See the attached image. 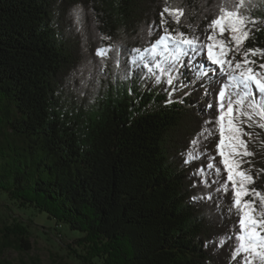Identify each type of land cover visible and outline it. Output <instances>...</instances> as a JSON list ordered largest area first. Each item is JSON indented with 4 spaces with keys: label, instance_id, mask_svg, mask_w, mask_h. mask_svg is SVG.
Segmentation results:
<instances>
[{
    "label": "trees",
    "instance_id": "trees-1",
    "mask_svg": "<svg viewBox=\"0 0 264 264\" xmlns=\"http://www.w3.org/2000/svg\"><path fill=\"white\" fill-rule=\"evenodd\" d=\"M165 3L0 0V195L79 233L69 247L83 264H240L231 258L234 240L216 246L237 230L231 191L205 188L194 175L214 156L216 178L226 179L218 134L201 143L200 159L186 164L183 155L218 115L217 75H199V62L209 68L204 57L185 58L168 86L130 63L128 50L159 35ZM171 3L185 11L179 24L166 16L167 27L204 40L219 7L237 0ZM241 11L256 21L241 53L264 50V0H244ZM108 44L118 47L119 67L112 53L103 61L95 54ZM244 130L253 134L243 137L253 155L243 167L255 178L251 187L264 192V129ZM209 192L211 201L192 200ZM16 227L14 237L0 239V264L8 263L5 249L32 248L28 230Z\"/></svg>",
    "mask_w": 264,
    "mask_h": 264
},
{
    "label": "snow or ice",
    "instance_id": "snow-or-ice-1",
    "mask_svg": "<svg viewBox=\"0 0 264 264\" xmlns=\"http://www.w3.org/2000/svg\"><path fill=\"white\" fill-rule=\"evenodd\" d=\"M243 8L244 0H237L231 9L227 6L219 7L218 14L207 25L206 38L202 40L199 36L167 27L166 16L172 17L179 24L185 9L166 0L160 13L157 26L160 32L157 38L146 47L128 51L135 53L130 63L146 69L156 83L164 82L168 86L179 79V68L183 66L185 58L192 60L193 57H204L209 62L208 70H205L203 62H199L197 72L201 77H206L210 70L218 77V115L215 121H206L205 127L190 141L189 148L183 153L184 162L192 163L204 156L205 153L200 150L201 143L214 132L218 134L217 154L221 158L219 164L226 173V179L221 183L216 178L221 174V168L216 165L214 156H209L206 167L201 166L194 173L201 178L205 188L218 184L216 192L232 193V207L229 211L238 215L237 230L230 236L220 238L216 246L222 247L227 240H234L233 261L239 257L240 264H264V192L251 187L255 178L250 168L243 167L244 163H250L245 157L253 155L243 138L248 136L251 139L253 134L246 132L245 127L264 129V62L253 59L264 58V50L249 48L241 53L242 45L251 31L248 25L256 23L242 13ZM72 13L79 22L81 9L78 5L72 9ZM152 31L150 27L149 34ZM225 33H228L227 39H224ZM100 39L111 38L105 36ZM233 52L241 53V59L235 60L234 56H230ZM109 53L114 55L115 65L119 67L121 61L116 45L98 47L95 54L103 61ZM100 67H104L103 63ZM176 90L172 87L169 95ZM168 102L171 103V100ZM208 124H213L214 128H208ZM213 173L215 175L210 184L208 177ZM192 200L211 201L212 193L195 195Z\"/></svg>",
    "mask_w": 264,
    "mask_h": 264
},
{
    "label": "rangeland",
    "instance_id": "rangeland-1",
    "mask_svg": "<svg viewBox=\"0 0 264 264\" xmlns=\"http://www.w3.org/2000/svg\"><path fill=\"white\" fill-rule=\"evenodd\" d=\"M16 225L28 230L32 248L27 251L15 247L5 249L2 259L7 264H83L69 247L75 246L79 233L59 227L45 214L20 208L0 195V239L3 235L14 237L18 230Z\"/></svg>",
    "mask_w": 264,
    "mask_h": 264
}]
</instances>
